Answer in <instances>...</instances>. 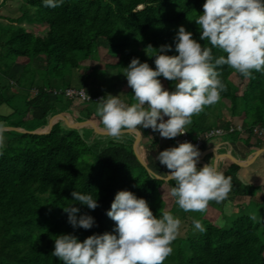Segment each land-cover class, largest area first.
<instances>
[{"label": "trees", "instance_id": "obj_1", "mask_svg": "<svg viewBox=\"0 0 264 264\" xmlns=\"http://www.w3.org/2000/svg\"><path fill=\"white\" fill-rule=\"evenodd\" d=\"M7 1L2 0L0 6ZM203 3L204 0H64L59 7L51 8L44 6L42 0H22L19 16L4 17L8 24H0V106L13 110L0 115V122L32 132L51 125L60 113L73 115L81 124L91 123L94 116L100 119L95 111H88L85 116L74 114V109L61 111V93L53 101L50 98V90L62 89L55 82L63 83L68 77L66 88L71 87L73 70L79 69L83 61L96 58L101 42L106 44L109 55L117 57L110 65L118 69V77L137 57L155 68V57L150 56L164 44L173 45L169 55L177 54L174 27L193 11H198L193 17L196 19L203 11ZM22 23L39 25L43 30L32 32ZM189 31L202 47H211L207 41H199L198 25H191ZM212 54L218 57L223 53L212 48ZM39 57H45V70L32 66ZM19 63L23 66L15 81L16 90L10 91L2 81ZM101 66L95 67V72ZM217 70L226 90L221 92L218 103L206 106L199 117H192L186 131L193 139L213 128L227 131L232 125L229 120L219 118L212 125L207 122L213 110L218 111L227 100L232 117H243V131L224 136L229 141L242 139L249 150L247 159L264 148V134L254 133V128L264 130V74L253 70L252 76L245 78L227 65ZM37 74L43 83L35 86ZM233 74L245 84L241 94L230 80ZM86 77L81 78L83 84ZM160 79L166 88H173L171 81ZM135 102L132 92H128L127 104ZM93 132V128H75L68 121L57 122L43 134L4 131L7 140L0 149V264H63L51 254L54 239L59 234L71 233L83 241L93 234L112 232L115 222L106 212L121 190L144 198L157 217L164 211L172 214L164 208L160 197L163 186L171 190L175 182L151 179L136 155V135L123 133L116 139L98 133L91 139L89 134ZM140 133L147 166L152 172L168 175L169 170L152 156L161 148L158 135L150 128L140 129ZM241 169L230 159L220 169L232 184L220 204L232 203L235 198V203L244 207V214L235 219L225 215V222L220 225L199 212L195 215L182 210L195 216L206 231L175 239L172 254L164 264H264L262 223L260 218L254 220L249 210L251 204L264 208V198L259 196L260 185L240 178ZM74 190L97 196L99 206L91 210L74 201ZM70 205L80 209L77 216H93V227L73 228L64 211Z\"/></svg>", "mask_w": 264, "mask_h": 264}, {"label": "clouds", "instance_id": "obj_2", "mask_svg": "<svg viewBox=\"0 0 264 264\" xmlns=\"http://www.w3.org/2000/svg\"><path fill=\"white\" fill-rule=\"evenodd\" d=\"M63 2L42 0L51 8ZM202 8L195 19L199 41H207L211 47H202L181 25L173 37L177 54H168L173 45H161L150 56L155 57V68L138 57L131 59L123 74L136 102L128 105L118 95H110L97 106L107 136L119 139L125 131L140 135V129L150 128L161 138H176L188 132L186 127L194 115L220 101L226 85L219 66L227 65L245 78L251 77L253 70L264 74V0H204ZM212 48L223 54L213 56ZM160 77L171 81L173 88H166ZM5 129L0 122V149L4 147ZM199 157L196 145L180 142L155 157L169 170L168 175L149 173L156 181L175 182L170 195L185 212H203L209 201L219 203L231 190V178L225 177L218 163L211 160L198 168ZM71 195L91 210L99 206L97 196L78 190ZM64 211L73 228L89 229L95 224L90 214L77 216L80 209L76 206L64 207ZM106 214L115 222L112 232L93 234L83 241L71 233L59 234L52 256L63 264H164L172 254L171 245L179 235L181 221L170 212L157 217L144 198L121 190ZM193 226L201 233L206 231L199 220L194 219Z\"/></svg>", "mask_w": 264, "mask_h": 264}, {"label": "rangeland", "instance_id": "obj_3", "mask_svg": "<svg viewBox=\"0 0 264 264\" xmlns=\"http://www.w3.org/2000/svg\"><path fill=\"white\" fill-rule=\"evenodd\" d=\"M1 1L2 0H0V3H1ZM21 6H22V0H8L5 5L0 6V15L3 17V18H0V24H3V25L8 24V21L5 20L4 17H17V16H19V14H20L19 9ZM197 13H198V11H193L192 13L187 15L179 24H177L174 27V36H175L176 32L178 31L179 26H181V25L185 26L186 30H188V31H189L191 25H197L195 23V19L193 18L194 15ZM21 25L25 26V28H27L29 31H32V32H38V31L43 30V27L39 26V25H30V24H26V23H22ZM116 61H117V57H112L111 55L108 54L106 44L103 42L99 43V49H98L97 57L96 58H89V59L83 61L81 64V67L79 69L73 70L72 78L70 81L71 87H68V88L82 89L87 94L93 95V96H94L96 91H99V93L105 97H109L110 95H118L119 98L124 103L127 104L128 92H132V89L127 84V78L123 74L124 72H122L121 73L122 75H120L118 77V75H117L118 69L113 68V66L110 65ZM22 66H23V63H19V67L12 69L8 79H4L2 81L3 85H5L8 88V90H10V91L16 90L15 81H16L17 77L19 76V73L21 71ZM32 66L37 70H45V68H46L45 57H39V58L35 59L32 62ZM98 66L99 67L101 66V68L95 72L94 68L98 67ZM107 70H110L111 72H107ZM84 75L87 77L85 78V83L83 84L81 82V78ZM230 80L233 82L234 85H236L238 87L239 94H241L245 88L244 82H242L239 79V77L236 76V74H233L231 76ZM65 81L66 82L69 81V78L67 77V79ZM65 81L62 83L61 81L57 80L55 82V83H57L56 87H61L62 89H60V90L66 89ZM42 83L43 82H42L41 76L39 74H37L35 86L40 85ZM35 93H36V90H34L31 93V97H33L35 95ZM50 95H51L50 98L53 101L55 99V95L53 93ZM58 97L60 98V101L62 104L59 106V109L61 111H63V110L72 111V109H74L72 111L74 114L79 113L82 116H85L88 111H91L92 113H94L93 111L96 112L97 106L100 103V102H95V101H85V100H81L80 98H70V97H67L64 93L59 94ZM229 106H230L229 101H227V100L223 101L221 103V105L219 106V110L218 111L213 110V112L209 115L207 122L210 125H212L216 119L222 118V119L231 121L232 124H234V125H241L243 117L242 116L232 117ZM12 111H13L12 108H10L7 105L0 106V115H7V114L11 113ZM201 112L195 116L199 117ZM96 115H97V112H96ZM62 120H65V119H62ZM49 121H50V119H49ZM68 122L71 123V121L69 119H68ZM72 126H73V124H72ZM131 133L137 135L134 132H131ZM92 134L93 133H90L89 135H92ZM3 135L5 137L4 141L7 140V136L5 134H3ZM96 137H97V134H96ZM166 139L167 138H165V141H166ZM223 139L229 141V139L226 136L216 138L215 140H223ZM165 141H164V144H165L164 146L166 148L171 147V145L173 146L171 139H168L167 143H165ZM229 142H233V141L230 140ZM236 143L239 144L243 148L246 146L245 142L242 139L237 140ZM165 147H164V149H165ZM164 149L162 148L160 151H162ZM160 151L158 150L155 153H152V156L154 159ZM222 153H224V151H220L217 154H222ZM138 156L147 164V162H146V151H145V149L141 143L138 146ZM228 159L229 158H227V157L224 158V160H226V161ZM205 160L209 163L211 160L213 161V156L210 154H207L205 156ZM160 176L165 177L167 175L164 174V175H160ZM170 192H171V190L169 189V187L167 185H164L162 188V194L160 197V201L163 203L164 208L166 210L173 211L172 214L175 217L179 218L181 221L180 232H179V235L177 236L176 239H184V238H187L189 235L197 234L199 231L194 229V226H193V220L195 219V216H193L190 213L184 214L182 209H180L178 207V205L175 203V200L170 195ZM262 193H263L262 196H264V192H262ZM235 202H236L235 198H232V203L226 202V203H224V205H221L220 202L214 203L212 201H209L206 209L203 212H199V213L201 216H204L206 219L210 220L211 222H215V223H218L220 225H223V223L225 222L224 221L225 215L231 219H233V218L235 219L236 217H240L244 214V207L236 204ZM249 210L253 213L254 217L260 218V221H261L262 227H263V236H264V208H261L260 206H255V205L251 204V206L249 207ZM194 214L197 215L196 212H194ZM195 220H197V219H195Z\"/></svg>", "mask_w": 264, "mask_h": 264}, {"label": "crops", "instance_id": "obj_4", "mask_svg": "<svg viewBox=\"0 0 264 264\" xmlns=\"http://www.w3.org/2000/svg\"><path fill=\"white\" fill-rule=\"evenodd\" d=\"M96 92H99V91H96ZM96 92H95V94H96ZM97 95H102V94L97 93ZM72 117L77 123V119L73 115H72ZM93 119H94V121H92V123L98 125L99 127L101 126L100 128H102L104 130L101 120L98 119V118L96 119L95 116L93 117ZM61 121H63V120H61ZM87 127L88 128H93V127H90L89 125ZM124 133H131V132H124ZM153 133L157 134L159 136L161 147L164 149V147H165L164 146L165 145L164 144L165 138H161L160 135L158 133H156V132H153ZM96 134H98V132L94 129V132H93L92 135H90V138L91 139L95 138ZM104 135H106V134H104ZM167 140L168 139H166L165 143H167ZM224 143H227V144H224ZM141 144H142V140H141ZM162 148H160L159 151ZM165 149H166V147H165ZM220 151H224V153L217 154ZM248 153H249L248 148L246 146L244 148L241 147L239 144L236 143V141L229 142V141L224 140V139L223 140H215L214 139V140L210 141L207 144V146L205 147L204 156L201 159V162L203 163L202 164L203 166L205 164H207L208 162L205 160V156L207 154H210V155L213 156V162L218 163L219 168L221 169L227 163V161L224 160V158H226V155L234 156V157H236L237 159H240V160H246L245 157L247 156ZM254 153H252L249 156L251 157ZM261 154L256 158V160L253 163H251L249 165L242 166V169H241L239 174H240V178L243 179L244 181L260 185L261 190L259 191L260 192L259 196L260 197H264V196H262L263 195L262 192H264V156L261 157Z\"/></svg>", "mask_w": 264, "mask_h": 264}, {"label": "built area", "instance_id": "obj_5", "mask_svg": "<svg viewBox=\"0 0 264 264\" xmlns=\"http://www.w3.org/2000/svg\"><path fill=\"white\" fill-rule=\"evenodd\" d=\"M51 93H53L54 95L58 94V93H64L67 97L70 98H80L81 100H85V101H101L104 100L103 96L100 95H89L87 94L84 90L82 89H76V88H66L64 90H52L50 91ZM235 131H243L242 125H234L232 124L227 131H224L221 128H213L208 130L207 132L201 134L198 138L193 139L188 132L177 136L176 138L171 139V141L174 143V145H177L180 142H191L192 144L196 145L197 148L200 150V157L199 160L197 162V165H201V159L204 156V150L205 147L207 146V144L216 139V138H220L226 134H230V133H234ZM254 133L258 134V135H263L264 134V130L263 129H259V128H254ZM227 144V143H224Z\"/></svg>", "mask_w": 264, "mask_h": 264}, {"label": "water", "instance_id": "obj_6", "mask_svg": "<svg viewBox=\"0 0 264 264\" xmlns=\"http://www.w3.org/2000/svg\"><path fill=\"white\" fill-rule=\"evenodd\" d=\"M64 115H67L69 118V120L71 121V123L73 124V126L75 128H83V127H87L88 125L93 127L98 133L100 134H106L104 132V130L102 128H100L98 125L96 124H93L92 122L91 123H85V124H81V123H75L74 120H73V117L68 114V113H60L58 114L53 123L51 125H48V126H43L41 128H38L37 130L35 131H27L25 129H22V128H14V127H6L5 131H10V130H16L18 132H21V133H32V134H43L45 132H47L48 130H50L52 128L53 125H55L57 122H59L60 120L62 119H65V118H62V116ZM68 119H66L68 121ZM125 132H128V131H125ZM141 140H142V136H141V133L140 135H136V144H135V152H136V155L138 156V146L140 145L141 143ZM264 151V148L263 149H260L258 151H256L250 158L246 159V160H240V159H237L236 157L234 156H231V155H226L227 158L231 159L233 162L241 165V166H245V165H249L251 163H253L256 158ZM140 162L145 166V168L149 171V172H152V170L147 166V164L138 156Z\"/></svg>", "mask_w": 264, "mask_h": 264}, {"label": "bare ground", "instance_id": "obj_7", "mask_svg": "<svg viewBox=\"0 0 264 264\" xmlns=\"http://www.w3.org/2000/svg\"><path fill=\"white\" fill-rule=\"evenodd\" d=\"M62 118H65V119L67 118V119H68L69 117H68L67 115H65V116H63ZM73 120H74V119H73ZM74 122L76 123L75 120H74Z\"/></svg>", "mask_w": 264, "mask_h": 264}]
</instances>
